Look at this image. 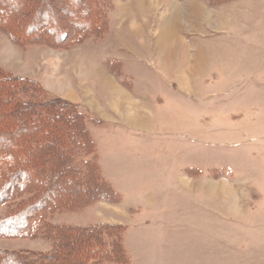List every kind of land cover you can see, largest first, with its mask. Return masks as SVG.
<instances>
[{
	"label": "rangeland",
	"instance_id": "rangeland-1",
	"mask_svg": "<svg viewBox=\"0 0 264 264\" xmlns=\"http://www.w3.org/2000/svg\"><path fill=\"white\" fill-rule=\"evenodd\" d=\"M112 6L103 34L69 46L21 45L0 30L3 70L92 120L90 158L117 193L46 220L116 226L127 264H264V0ZM164 39L176 43L161 49ZM52 248L0 238L9 252Z\"/></svg>",
	"mask_w": 264,
	"mask_h": 264
},
{
	"label": "trees",
	"instance_id": "trees-1",
	"mask_svg": "<svg viewBox=\"0 0 264 264\" xmlns=\"http://www.w3.org/2000/svg\"><path fill=\"white\" fill-rule=\"evenodd\" d=\"M113 2L0 0V30L21 45L69 46L103 34ZM46 95L37 81L0 67V206L28 195L0 217V238L36 236L53 244L27 255L0 249V264H127L111 232L116 226L46 220L56 210L117 199L89 155L92 120L77 104Z\"/></svg>",
	"mask_w": 264,
	"mask_h": 264
},
{
	"label": "crops",
	"instance_id": "crops-1",
	"mask_svg": "<svg viewBox=\"0 0 264 264\" xmlns=\"http://www.w3.org/2000/svg\"><path fill=\"white\" fill-rule=\"evenodd\" d=\"M167 35H170V36H168V37H170V38L173 37L172 34H171V29H166V30H165V32H164V37L167 36ZM165 38H166V37H165ZM170 41L172 42L173 40H172V39H164V41L161 40V41L159 42V43H160V45H159L160 48H161V49L163 48V45H164L163 43H168V44H169V43H171ZM173 43L175 44L176 41H173ZM181 44H182V43H181ZM182 45H183V44H182ZM159 46H158V47H159ZM175 49H176V45H174V48H173V49L168 50V52H169V53H174V52H176ZM164 52H165V51H164ZM165 56L167 57V55H165ZM169 64H170V63H168V65H169ZM168 65L165 64V66H168ZM177 81H178L179 83H183L182 85L184 86V80H182L181 77L178 78ZM172 83H174L173 80H172ZM128 112L131 113V111H129V110H128ZM124 162H125V161H124ZM122 163H123V162H122Z\"/></svg>",
	"mask_w": 264,
	"mask_h": 264
}]
</instances>
